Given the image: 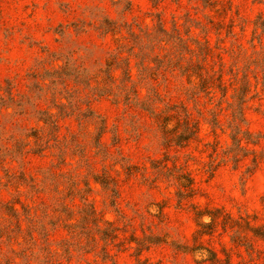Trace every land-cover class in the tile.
Instances as JSON below:
<instances>
[{
  "label": "rangeland",
  "instance_id": "obj_1",
  "mask_svg": "<svg viewBox=\"0 0 264 264\" xmlns=\"http://www.w3.org/2000/svg\"><path fill=\"white\" fill-rule=\"evenodd\" d=\"M0 264H264V0H0Z\"/></svg>",
  "mask_w": 264,
  "mask_h": 264
}]
</instances>
